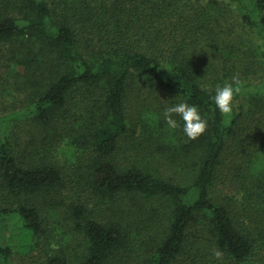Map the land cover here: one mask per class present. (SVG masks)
<instances>
[{
  "label": "trees",
  "instance_id": "1",
  "mask_svg": "<svg viewBox=\"0 0 264 264\" xmlns=\"http://www.w3.org/2000/svg\"><path fill=\"white\" fill-rule=\"evenodd\" d=\"M0 264H264V0H0Z\"/></svg>",
  "mask_w": 264,
  "mask_h": 264
},
{
  "label": "clouds",
  "instance_id": "2",
  "mask_svg": "<svg viewBox=\"0 0 264 264\" xmlns=\"http://www.w3.org/2000/svg\"><path fill=\"white\" fill-rule=\"evenodd\" d=\"M241 87L242 82L238 76H233L230 83L216 86L212 101L222 115L232 114L234 97L241 92ZM175 116H179L183 121L182 130L189 141L198 139L207 130V121L201 117L196 105H189L187 102L181 101L166 108L163 117L170 130L179 127ZM212 256L214 259L222 261L224 253L219 249H213Z\"/></svg>",
  "mask_w": 264,
  "mask_h": 264
},
{
  "label": "rangeland",
  "instance_id": "3",
  "mask_svg": "<svg viewBox=\"0 0 264 264\" xmlns=\"http://www.w3.org/2000/svg\"><path fill=\"white\" fill-rule=\"evenodd\" d=\"M4 232H5V231H4ZM4 235L6 236V234H4ZM4 235H3V233H2V236H4ZM10 235H11V234H10ZM10 235H9V237H10ZM13 235H14V238H13V240H12V242H13L12 244L16 246V245H18V243H19V238H18V237L15 238L16 235H17L15 232L13 233ZM18 249L20 250V247H19Z\"/></svg>",
  "mask_w": 264,
  "mask_h": 264
}]
</instances>
